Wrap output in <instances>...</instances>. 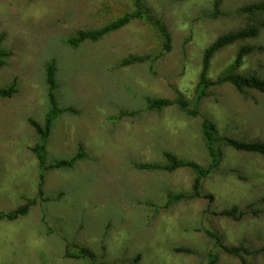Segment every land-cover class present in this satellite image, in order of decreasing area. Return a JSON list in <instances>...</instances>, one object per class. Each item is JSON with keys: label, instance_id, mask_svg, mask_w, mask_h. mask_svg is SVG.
Returning <instances> with one entry per match:
<instances>
[{"label": "rangeland", "instance_id": "obj_1", "mask_svg": "<svg viewBox=\"0 0 264 264\" xmlns=\"http://www.w3.org/2000/svg\"><path fill=\"white\" fill-rule=\"evenodd\" d=\"M167 26L171 48L147 23L134 20L97 41L73 48L66 39L78 30L100 27L133 8L131 0H0L2 47L10 52L0 68V87L14 83L11 97H0V210L8 212L36 198L26 215L0 220V264H93L64 256L87 247L98 262L132 264H241L205 232L227 246L242 244L248 264H264V158L221 145L218 170L202 180L205 197L166 206L168 195L189 194L195 176L189 168L172 172L142 170L135 164H163L164 152L208 162L201 116L219 136L264 141V93H243L222 83L197 103L200 116L175 105L149 110L145 98L183 96L194 105L202 55L217 37L251 23L264 12L241 7L264 0H142ZM252 47L235 72L264 77V28L256 37L217 51L208 76L214 80L234 61L238 49ZM150 58L122 64L130 56ZM56 66L55 97L60 109L45 144V165L70 159L72 167L42 170L31 148L49 108L45 65ZM135 115L120 117V112ZM43 174L42 195H38ZM239 219L218 215L237 205ZM252 205V206H251ZM257 210V213H253ZM178 247L192 253L176 251Z\"/></svg>", "mask_w": 264, "mask_h": 264}, {"label": "trees", "instance_id": "obj_2", "mask_svg": "<svg viewBox=\"0 0 264 264\" xmlns=\"http://www.w3.org/2000/svg\"><path fill=\"white\" fill-rule=\"evenodd\" d=\"M131 1L133 8L130 11L123 13L121 16L109 21L108 23L100 27L78 30L66 39V43L69 46L76 48L84 41H97L104 35L123 28L131 21L139 20L147 23L156 30L157 35H159V39L161 40V54L169 51L171 48V36L167 29V26L164 24L161 18L155 15L142 0ZM222 1L223 0H214V14H217L218 8ZM241 11L250 14L255 12H264V1L244 5L241 7ZM260 28H264V22L248 24L236 31H231L220 35L208 47L204 49L202 55V65L195 86V102L193 106H191L190 102L181 95H177L172 99L146 97L145 103L147 109L161 111L165 107L175 105L187 116H200V113L197 109V103H199L202 99L209 95L208 90L211 86L222 83H228L232 85L240 93H243L247 89H252L260 93H264V77H260L254 73L240 74L235 72L236 68H238L241 63L243 56L252 51V47L249 46L240 47L236 53L233 63L214 80L210 79L208 76V69L211 59L217 51L238 40H245L248 38L256 37L260 32ZM2 37L3 36L0 34V68L4 65L5 58L10 55V52L2 47ZM149 58L150 55L130 56L124 59L122 61V64L143 62ZM45 82L47 86V99L49 102V108L44 116V121L42 124L33 119H29V124L34 129L38 138L31 150L38 160L39 167L43 171L49 168L52 169L72 167L77 160L85 156V152L81 144H78L77 152L70 159H60L54 161L49 165H45V144L47 138L50 135L52 123L58 114L68 110L60 109L57 106L55 97V91L57 89L56 66L53 61H49L45 65ZM14 85V83H11L9 85L0 87V97H11L16 92V88ZM135 114L136 113L132 111H122L120 112V117ZM200 130L205 147L208 152V162L206 166H201L192 160L179 158L171 152L163 153V156L165 158V162L163 164H135L136 168L142 170H163L172 172L179 168H189L194 172L195 176L192 181L191 192L189 194L177 193L168 195L166 206L182 199L199 197H205L209 200L212 199V196L210 194H203L201 192V184L203 179L207 178L209 175L218 170V167L222 160L221 145H228L237 151L258 154L264 158V141H242L227 136H219L217 134L215 125L204 116H201ZM43 176V174L40 175V181L38 185L39 196L42 195V185L44 182ZM36 202V198L27 199L23 204H20L13 210H10L8 212H3L0 210V220H15L20 216H24L27 214L30 207L33 206ZM248 207H250V204L247 205L245 209H240L237 205H233L230 208L219 211L217 214L232 219H239L247 212ZM253 213H257V210H253ZM205 233L215 240V243L223 252L237 257L241 264H248L244 258V254H248V250L242 244L237 246H227L221 242L220 237L216 233L211 231H206ZM175 250L189 254L192 253V250L184 247H178ZM64 256L76 260H89L93 264H110L102 261L98 262L97 255L92 250L84 246L77 247L75 251H72L69 249V245H67ZM207 257L209 260L207 264L216 263L217 256L215 254H208ZM139 258L140 256L136 255L135 258H133L132 264H137Z\"/></svg>", "mask_w": 264, "mask_h": 264}]
</instances>
